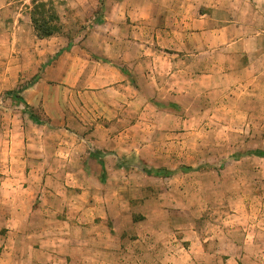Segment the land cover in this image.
<instances>
[{"label": "crops", "instance_id": "1", "mask_svg": "<svg viewBox=\"0 0 264 264\" xmlns=\"http://www.w3.org/2000/svg\"><path fill=\"white\" fill-rule=\"evenodd\" d=\"M12 2L0 0V31ZM105 6L86 31L51 39L50 53L72 44L48 68L66 92L51 100L59 111H45L52 130L29 133L27 149L13 150L11 170L31 172L7 181L26 183L10 193L13 202L26 194L28 209L12 235L32 248L58 247L48 255L52 262L159 264L171 256L178 264L254 263V252L244 248L256 247L253 237L238 242L225 226L198 239L190 225L166 228L150 216L143 195L160 198L159 187L148 184L158 179L134 168L167 166L163 149L147 141L165 132L160 119L180 115L183 97L206 102L212 94L259 92L254 62L263 49L264 0H107ZM77 16L67 22L79 24ZM214 54L222 55L220 64ZM188 57L194 59L187 63ZM235 58H244L236 71ZM34 210L49 219L46 240L30 233Z\"/></svg>", "mask_w": 264, "mask_h": 264}, {"label": "rangeland", "instance_id": "2", "mask_svg": "<svg viewBox=\"0 0 264 264\" xmlns=\"http://www.w3.org/2000/svg\"><path fill=\"white\" fill-rule=\"evenodd\" d=\"M106 2L13 0L12 7L4 15L5 30L0 31V191H4L0 192V264H81L64 260L52 262L48 255L58 247L40 242L32 248L29 243H19L14 238L11 228L20 221L19 213L25 214L28 209L24 206L23 195L26 194H21L20 202H13L10 193L15 186L26 183L7 181L19 180L23 172H31V169L26 172L23 166V170L18 169L16 173V166L14 171L11 170L13 150L27 149L29 133L38 136L44 127L52 130L45 111L61 109L51 100L66 91L56 81L54 69L48 68L54 67L72 44L70 42L59 53H50L51 39H59L66 30L86 31L92 26L93 15L105 13ZM74 3H79L78 7L71 6ZM95 4L100 5L96 8ZM78 14L82 22H67L68 18L74 19ZM51 29L59 32L43 37ZM18 33L20 36H13ZM72 40L75 39L70 38ZM261 45L262 53L254 62L256 77L259 76L257 84L260 85L257 94H212L206 97V102L202 101V96H197L201 100L195 102L183 97L180 115L175 119H160L165 132L147 141L161 151L163 149L162 165L167 166L156 169L135 165L139 171L134 168V173L142 170L158 179L148 184L159 187L160 198L154 192V195H143V201L149 200V215L158 218L164 227L168 228L170 222L175 227L190 225L198 239L217 234L214 231L225 226L230 231L227 237L238 242L245 243L253 237L256 247L244 244V248L254 252L257 261L244 260L240 264H264V158L256 156L264 152V37ZM193 59L188 57L187 63ZM232 61L235 71L239 63L244 64V58ZM221 62L222 55L214 54V63ZM11 92L17 93L30 107L14 95H8ZM79 92L84 93V89L80 87ZM53 126L60 128L57 122ZM157 170H165L167 174L156 177L152 173ZM136 184L143 185V182L139 180ZM35 211L30 218V233L42 241L45 238L41 235H44L43 229L49 219ZM139 218L144 217L139 215ZM170 249V245L166 246L164 253L171 252ZM28 259L33 261L30 263ZM159 264L178 263L171 256H164Z\"/></svg>", "mask_w": 264, "mask_h": 264}, {"label": "trees", "instance_id": "3", "mask_svg": "<svg viewBox=\"0 0 264 264\" xmlns=\"http://www.w3.org/2000/svg\"><path fill=\"white\" fill-rule=\"evenodd\" d=\"M57 32H59V31L51 29L47 34L43 35V37L53 36V35H55ZM8 95H10V96H11V95H14V96H15V97H16L21 103L25 104V106H26L27 108L30 107V106L25 102L24 99H22L21 97H19V96L17 95V93L11 92V93H8ZM256 156H257V157H260V158H264V152H262V153H257ZM152 174H154L156 177H163V175H165V174H167V173H166L165 170H157V171L153 172Z\"/></svg>", "mask_w": 264, "mask_h": 264}]
</instances>
